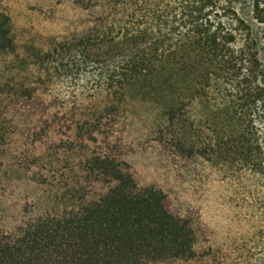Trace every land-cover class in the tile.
Masks as SVG:
<instances>
[{
  "label": "trees",
  "instance_id": "obj_1",
  "mask_svg": "<svg viewBox=\"0 0 264 264\" xmlns=\"http://www.w3.org/2000/svg\"><path fill=\"white\" fill-rule=\"evenodd\" d=\"M238 1L54 0L23 70L0 10V264H264V65Z\"/></svg>",
  "mask_w": 264,
  "mask_h": 264
},
{
  "label": "rangeland",
  "instance_id": "obj_2",
  "mask_svg": "<svg viewBox=\"0 0 264 264\" xmlns=\"http://www.w3.org/2000/svg\"><path fill=\"white\" fill-rule=\"evenodd\" d=\"M52 2L54 0H0V10L7 11L13 16L14 21L18 22L19 27L26 29L17 32L20 43L18 56L9 55L8 57H2L3 61H11V66L15 64L23 70L25 56L30 55L29 57H34L39 53L42 45L40 37L28 30L26 17L30 14L33 16L39 15ZM251 3L252 0H239L237 10L239 15L251 25L253 33L257 37L259 42V58L264 65V27L253 22L250 12ZM29 8L33 10H29ZM65 11L67 12V9Z\"/></svg>",
  "mask_w": 264,
  "mask_h": 264
}]
</instances>
